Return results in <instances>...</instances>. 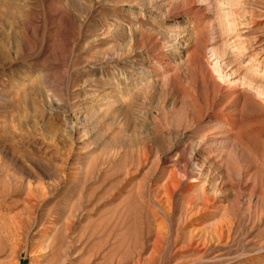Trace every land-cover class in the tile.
Wrapping results in <instances>:
<instances>
[{
	"label": "rangeland",
	"instance_id": "obj_1",
	"mask_svg": "<svg viewBox=\"0 0 264 264\" xmlns=\"http://www.w3.org/2000/svg\"><path fill=\"white\" fill-rule=\"evenodd\" d=\"M0 264H264V0H0Z\"/></svg>",
	"mask_w": 264,
	"mask_h": 264
}]
</instances>
